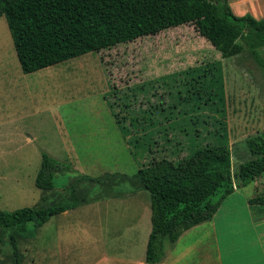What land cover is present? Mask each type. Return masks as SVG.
Segmentation results:
<instances>
[{
    "label": "rangeland",
    "instance_id": "1",
    "mask_svg": "<svg viewBox=\"0 0 264 264\" xmlns=\"http://www.w3.org/2000/svg\"><path fill=\"white\" fill-rule=\"evenodd\" d=\"M259 53L264 58V47ZM212 63H220L224 80V115L205 101L211 75L193 73ZM218 122L220 129L227 126L235 172L252 157L245 138L264 129L263 67L247 49L223 57L194 25L186 24L24 73L3 15L0 208L73 202L74 178L101 179L79 187L96 202L80 203L17 237V252L11 231L0 235V264H98L103 256L108 257L101 264H128L122 261L127 252L135 261L131 264L145 263L152 229L150 193L128 178L153 158L177 161L220 142ZM43 152L71 166L56 175L54 189L35 184ZM262 183L264 174L260 192ZM240 189L230 203L257 190L254 182ZM194 239H165V253L186 251L184 264H200L202 245L187 249Z\"/></svg>",
    "mask_w": 264,
    "mask_h": 264
},
{
    "label": "trees",
    "instance_id": "2",
    "mask_svg": "<svg viewBox=\"0 0 264 264\" xmlns=\"http://www.w3.org/2000/svg\"><path fill=\"white\" fill-rule=\"evenodd\" d=\"M3 15L24 73L186 24L194 25L223 57L247 49L264 73V58L259 53L264 47V18L257 19L250 13L235 14L229 0H0V18ZM193 73L211 75L205 101L224 115L220 63ZM220 123L217 124L220 142L209 143L177 161L153 158L128 178L134 187L150 193L152 229L145 264L160 263L165 254V239L174 243L186 230L211 220L229 194L264 174V129L245 138L243 142L252 157L240 163L234 172L227 126L220 129ZM150 132L153 135L154 131ZM68 171H71L69 164L43 152L35 184L41 189H54L56 175ZM96 179L100 181L101 177L81 174V181L74 178L73 202L51 206L44 203L46 206H26L13 211L0 208V235L10 230L17 252V237L40 229L53 216L88 201L85 194L88 192L79 187L83 181ZM79 193L87 199H81ZM218 193L220 198L214 200ZM250 202L264 203V194Z\"/></svg>",
    "mask_w": 264,
    "mask_h": 264
},
{
    "label": "crops",
    "instance_id": "3",
    "mask_svg": "<svg viewBox=\"0 0 264 264\" xmlns=\"http://www.w3.org/2000/svg\"><path fill=\"white\" fill-rule=\"evenodd\" d=\"M229 3L237 15L250 13L257 19L264 18V0H229ZM259 178L254 181L257 188L255 194L240 203H230L231 200L235 202L233 197L239 195L241 189L236 188L223 200L211 220L186 230L174 243L183 238H195L188 244L187 249L199 244L201 249L202 245L200 264H264V203L250 202V199L258 194H264V190H258ZM262 186L264 187L263 183ZM94 202L96 200L89 199L88 206ZM128 233L130 232L127 231ZM133 238L135 239V236ZM125 248L128 247H122ZM126 254L122 261L128 264L135 262L128 256V252ZM186 255V251L165 253L163 260L158 264H184ZM107 257L103 256L104 259L98 264ZM145 263L141 259L139 264Z\"/></svg>",
    "mask_w": 264,
    "mask_h": 264
},
{
    "label": "bare ground",
    "instance_id": "4",
    "mask_svg": "<svg viewBox=\"0 0 264 264\" xmlns=\"http://www.w3.org/2000/svg\"><path fill=\"white\" fill-rule=\"evenodd\" d=\"M77 84V83H76Z\"/></svg>",
    "mask_w": 264,
    "mask_h": 264
}]
</instances>
